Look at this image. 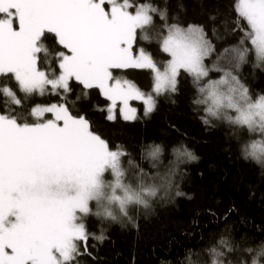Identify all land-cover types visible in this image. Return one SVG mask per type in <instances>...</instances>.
Segmentation results:
<instances>
[{"label":"snow or ice","instance_id":"snow-or-ice-1","mask_svg":"<svg viewBox=\"0 0 264 264\" xmlns=\"http://www.w3.org/2000/svg\"><path fill=\"white\" fill-rule=\"evenodd\" d=\"M233 11L223 24L239 40L218 49L215 26L210 37L151 0H0V264H83L108 239L105 222L138 230L130 209L147 218L155 204L191 199L180 190L182 165L197 159L188 146L173 144L167 166L164 147L154 142L142 144L135 159L73 111L93 91L110 102L108 121L117 109L132 121L139 117L131 101L150 116L159 97L171 99L180 78L190 77L201 123L232 129L241 157L264 166V93L254 96L241 76L253 55V67L264 69V0H234ZM153 40L167 54L162 64L138 46ZM117 70H148L151 91ZM46 94L61 102L29 107ZM90 218L101 225L98 233L89 231ZM262 257L264 244L242 247L226 227L175 264H261Z\"/></svg>","mask_w":264,"mask_h":264},{"label":"trees","instance_id":"trees-1","mask_svg":"<svg viewBox=\"0 0 264 264\" xmlns=\"http://www.w3.org/2000/svg\"><path fill=\"white\" fill-rule=\"evenodd\" d=\"M137 3L143 0H136ZM159 7H168L169 15L178 16L184 26L196 24L204 26L212 37L213 26L219 38L212 37L218 49L235 44L239 36L225 31L223 21L234 17V0H151ZM210 16L216 19L210 20ZM171 22V21H170ZM157 61H164L167 55L159 51L153 40L141 41ZM254 55L241 69L242 79L255 96L264 93V69L253 67ZM131 79L143 91L152 87V77L148 70H125L119 72ZM179 92L174 97H159L157 110L150 116L142 114L138 119L124 121L106 119V101L98 90L91 93L87 103H78L73 110L87 114L94 129L112 145L121 144L135 159L139 160L142 144H161L165 151L163 165L167 166L171 157V146L183 141L197 156L195 161L182 165L185 175L180 190L190 196L177 197L171 204H155L147 218L143 210L132 208L130 215L138 217L139 229L125 222H105L107 240L93 251L96 259L83 257V264H162L181 261L188 249L199 253L208 242L225 228L242 247L258 249L264 244V166L241 157L232 129L226 125L206 127L194 111L191 101L195 96L190 77L180 78ZM75 88L71 99L79 94ZM172 99L176 102L173 104ZM61 102L52 95L34 96L32 104ZM202 114V113H201ZM247 131L243 139L248 140ZM254 138V137H252ZM147 167V164H145ZM163 171V168H161ZM231 209V211H230ZM214 213V215H213ZM101 225L94 219L88 220L91 232H99ZM93 241H89L91 245ZM193 259H196L194 256ZM244 259L251 260V256ZM264 264V257L261 258Z\"/></svg>","mask_w":264,"mask_h":264},{"label":"rangeland","instance_id":"rangeland-1","mask_svg":"<svg viewBox=\"0 0 264 264\" xmlns=\"http://www.w3.org/2000/svg\"><path fill=\"white\" fill-rule=\"evenodd\" d=\"M138 46H144V45H141V44H139ZM145 47V46H144ZM147 49V48H146ZM167 55V54H166ZM168 59V58H167ZM166 60V59H165ZM164 60V61H165ZM164 61H158V62H160L161 64L164 62ZM120 71L119 70H117V72H116V74L117 75H121L120 73H119ZM122 76V75H121ZM213 78H215V75L213 74ZM151 89H152V87H151ZM151 91V90H150ZM150 91H148V92H150ZM104 98V97H103ZM105 99V98H104ZM110 102L108 101V104H109ZM131 103V106L132 107H135L136 109H137V115H139V108H141L142 107V114L144 115V111H143V104L141 103V102H139V101H131L130 102ZM107 104V105H108ZM106 108H107V106H106ZM106 116H107V112H106ZM117 119H121V120H123L120 116H119V112H118V109H117ZM125 121V120H124Z\"/></svg>","mask_w":264,"mask_h":264}]
</instances>
